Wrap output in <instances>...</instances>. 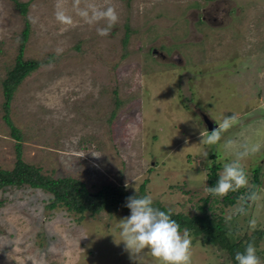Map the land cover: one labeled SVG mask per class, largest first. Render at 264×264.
Listing matches in <instances>:
<instances>
[{"label": "rangeland", "instance_id": "374dc122", "mask_svg": "<svg viewBox=\"0 0 264 264\" xmlns=\"http://www.w3.org/2000/svg\"><path fill=\"white\" fill-rule=\"evenodd\" d=\"M25 1L23 16L12 0H0V167H12L16 142L3 117L1 80L26 17L24 57L42 63L9 103L23 159L53 176H77L90 190L121 184L174 212L201 213L204 204L223 213L237 237L262 229L256 250L264 264V0ZM58 4L71 24L56 19ZM89 4L115 8L118 21L109 35L97 32L106 21L90 24L78 15ZM204 112L217 127L234 114L238 122L217 144H202L201 131L213 130ZM247 150L239 163L246 189L254 190L246 209L232 217L246 189L223 205L205 191L207 171L216 164L221 174ZM50 196L28 185L0 188V264H132L117 244L116 226L129 209L80 215L48 207ZM190 236L191 264H233L216 244ZM146 261L158 264L150 256Z\"/></svg>", "mask_w": 264, "mask_h": 264}, {"label": "trees", "instance_id": "16d2710c", "mask_svg": "<svg viewBox=\"0 0 264 264\" xmlns=\"http://www.w3.org/2000/svg\"><path fill=\"white\" fill-rule=\"evenodd\" d=\"M14 6L20 11L23 16H26L28 1L12 0ZM125 34L128 35V23L124 24ZM30 32L29 21L25 17L24 26L19 34V46L15 55L14 62L6 69V74L2 78V93H3V109L4 119L10 126V133L15 138V160L10 168L0 167V188L7 186H22L39 187L50 192V202L48 207H56L63 205L66 209L74 211L82 215L84 211L96 213L102 209L113 211L119 205L128 209L126 198L136 195V192L128 191L121 184L103 183L95 190H90L84 180L68 174L62 176H53L49 173H44L41 167L27 162L22 157V142L21 131L13 124L9 113V103L11 97L20 83V81L33 69L38 67L42 60L33 57H24V46ZM126 36L123 38L125 41ZM78 46V45H77ZM259 168H254L252 171L253 181L255 184L259 182ZM218 166L212 164L207 171V187H214L219 179ZM245 187H241L235 191H229L221 197L223 205L232 204L236 197L239 196ZM253 186L246 189V194L242 197V204L234 212L232 217L242 213L248 205L247 197L253 192ZM144 196L143 193H138ZM208 195V194H207ZM205 196L206 201L208 196ZM153 206L161 210L169 209L164 204L153 202ZM201 213H185L183 211H173L172 218L175 219L181 226V231L187 228L190 233L201 235L203 243H213L219 248L227 252L228 257L233 264H238L235 260L236 252H243L248 243L257 246V241L262 236L263 230L258 229L252 235H247L246 232L242 236H235L234 230L226 224L227 217L218 212L214 214L209 212L203 205L198 206Z\"/></svg>", "mask_w": 264, "mask_h": 264}, {"label": "clouds", "instance_id": "9594fccd", "mask_svg": "<svg viewBox=\"0 0 264 264\" xmlns=\"http://www.w3.org/2000/svg\"><path fill=\"white\" fill-rule=\"evenodd\" d=\"M79 4V0H76ZM78 15L90 24L106 21L104 27L97 28L101 36L110 34V29L118 21V15L114 7L97 8L89 4L85 8H78ZM56 19L62 24H71L72 17L57 5L55 13ZM238 122V116L225 117L210 133L201 131V143L207 145L217 144L221 139V134L227 131L233 124ZM231 143V141H229ZM258 151V146L251 149ZM239 153L236 161L224 165L223 171L214 187H207L205 191L213 196L222 197L229 191H235L248 184L247 174L239 159L246 155ZM95 157L100 155L93 154ZM203 158H207L208 152L202 153ZM137 193V191H136ZM125 206L130 210V215L117 221L120 240L117 244L123 243L124 250L128 253L132 264H147L146 257L154 258L158 264H191L192 239L187 228L181 231L180 224L172 218L171 208L161 210L153 206V198L150 195L140 196L138 193L126 198ZM250 226L255 229V220L250 222ZM147 249V251H145ZM235 260L238 264H261L257 256L254 244L248 243L243 252H236Z\"/></svg>", "mask_w": 264, "mask_h": 264}, {"label": "water", "instance_id": "95a60500", "mask_svg": "<svg viewBox=\"0 0 264 264\" xmlns=\"http://www.w3.org/2000/svg\"><path fill=\"white\" fill-rule=\"evenodd\" d=\"M202 120L205 123V126L208 130L217 127V123L205 112L202 113Z\"/></svg>", "mask_w": 264, "mask_h": 264}]
</instances>
